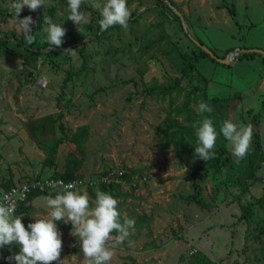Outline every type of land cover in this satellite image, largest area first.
Segmentation results:
<instances>
[{
  "label": "rangeland",
  "instance_id": "obj_1",
  "mask_svg": "<svg viewBox=\"0 0 264 264\" xmlns=\"http://www.w3.org/2000/svg\"><path fill=\"white\" fill-rule=\"evenodd\" d=\"M172 1L185 16L170 2L165 4L182 17L188 36L181 33L170 13L164 17L158 14L154 0H127L133 23L128 22L127 30L117 26L103 42L96 40V35L102 33L98 23L102 17L92 6L95 0H84L81 10L86 13L87 23L80 30L68 20L67 0H45L46 6L35 11L25 6L21 19L32 15L36 21L34 15L41 19L50 16L66 29L63 45L76 51L70 54L63 49L46 48L44 53L53 54L42 56L34 68L23 64V50L12 40L13 34L18 38L23 35L16 19L0 16V36L11 38L0 51V172L10 167L15 174L31 172L30 177L42 173L44 155L31 131L41 128V139H51L52 133L59 137L58 118L63 115L68 134L82 125L91 128L83 167L86 175L78 190L88 193L87 186L96 187V181L110 169L134 172L135 180L145 178L138 180L137 189L122 184L124 196L117 198L119 210L136 221V229L130 236L131 246L127 242H109L114 252L110 264H186L196 252L223 264H264V205L257 203L264 193V61L259 57L239 61L238 57L239 51L246 48L264 51V0ZM14 2L0 0V13L13 12ZM232 5L234 18L228 10ZM148 8L152 10L146 12ZM163 33H169L188 53L195 49L198 40L219 56L235 50L228 55L230 66H219L204 58L196 73L207 77L209 96L233 99L224 110L227 120L238 126L251 125L254 119L258 122L259 152L253 165L243 163L245 169L235 174L239 183L231 184L225 169L217 172L209 165L199 170L200 159L194 157L183 163L173 150L158 146V129L165 124L170 99L151 96L146 89L149 85L173 83L181 73L163 54L161 46L145 53L141 49ZM36 36L37 46L48 44L43 28ZM141 70H146V75L142 76ZM197 75L192 83L184 80L186 91L200 84ZM184 94L175 98L176 105L184 102ZM192 108L196 110L194 104ZM71 148L76 149L60 147L57 170H64ZM227 150L226 157L238 161L229 143ZM17 163L25 167L20 168ZM194 183L200 186L205 207L189 200L195 193ZM46 197L34 199L35 218L50 211ZM89 198L95 201L90 195ZM252 203L256 206L251 209L253 222L248 228L242 218L243 207ZM56 223L63 243L70 241L77 246L70 253L62 245L61 259H66L65 264H81L82 251L77 238L71 235V223ZM2 257L1 262L12 263L10 257Z\"/></svg>",
  "mask_w": 264,
  "mask_h": 264
},
{
  "label": "trees",
  "instance_id": "obj_2",
  "mask_svg": "<svg viewBox=\"0 0 264 264\" xmlns=\"http://www.w3.org/2000/svg\"><path fill=\"white\" fill-rule=\"evenodd\" d=\"M154 2L157 3L156 10L158 11V14L160 16H169L168 13H170L173 16V19L179 23L181 33L188 36V33H186L183 23H182V17L177 15L175 10L168 5L165 4V2H170L172 6H174L178 11H180L181 14L184 15L183 11L180 10L179 7L176 6V4L172 0H154ZM235 5H232L231 8H228L230 14L234 17L235 16ZM152 8H148L146 12H150ZM53 11H51L52 15ZM4 16L6 18L15 19L14 12H8L5 15L0 13V16ZM32 16V15H30ZM185 16V15H184ZM36 18V24L33 27V35L35 36V40L38 39L36 36L38 31H41L43 28V19H41L38 16H33ZM138 21V20H136ZM129 23H133V19H130ZM158 26L163 27V23H157ZM117 26L110 27L107 31H104L102 33H99L96 35V40L103 42L105 40V36L108 32L116 28ZM119 27V26H118ZM7 36V35H6ZM15 42L20 48H22L23 52L20 54L23 64L25 66L29 67H36L39 63L42 56L48 53V55H52L51 52L44 53V49L51 48L50 45L44 44L42 47L37 46V44L34 42L33 44L29 45L24 36L22 35L20 38H18L15 34L12 35ZM0 36V51L6 47L7 41L11 40H5L6 37ZM7 39V38H6ZM75 42V41H74ZM199 43L204 45V43L201 40H198ZM72 45V43H70ZM155 46H161L160 49L163 51V54L171 59L173 63L178 68V71L181 73V77L178 79H175L173 83H162L160 85H149V87L146 89L148 90L147 93L151 96H159L163 100H166L167 98L170 99L169 107L167 108V119L165 121V124L162 128L158 129V146L162 150H173L174 154L179 160H182L183 163H189L194 158V148L196 147V137H195V129L193 127V124L198 123L199 119H203L204 116H209L213 120L214 127L219 131L220 127L222 126L223 122L226 119L225 117V108H228L231 106V103L233 102V99H222V98H216L211 97L207 94L208 89V81L207 77H205L202 73H198L197 75V66L200 63V61L204 58H208L212 60L214 63L218 64L219 66H230L224 65L221 63H218L214 59H212L203 49H201L196 43H194L195 49L188 53L186 51L181 50L179 47V44L174 41L169 35V33H163L159 38L156 40L148 41L147 44H145V47L141 49L142 53L151 51ZM55 47V46H53ZM58 49H67V45H63ZM242 50H248L251 49L246 48ZM213 51V50H211ZM235 50H228L223 56H219L215 51L213 53L221 58L226 59L229 55V53H233ZM239 61H242L243 59H255L257 57L262 58L264 61V56L254 53V52H241L239 51ZM115 54V53H114ZM87 63V58L84 60V69ZM141 75H146V70H141ZM199 72V71H198ZM81 73V72H80ZM76 73V74H80ZM197 75V79L200 82L198 85L192 86L190 90H185L183 82L185 79L189 80L190 83L194 80V75ZM71 75H73L71 73ZM65 80L66 83L69 82L70 76ZM154 80V79H153ZM184 94V102L181 105H176L175 101L177 97L182 96ZM240 97V96H239ZM239 97H237L239 99ZM203 99L204 101L210 103V105L213 108V112L211 114H204V116L199 117L198 113L195 109L192 108V104H194L196 107L198 105V102ZM263 107H264V101H263ZM61 123L58 124V133L60 134L59 137H57L56 134L52 133L51 139H41L42 135L44 134L43 130L41 128L32 130L31 131V137L35 140L36 144L41 148L42 153L44 155V159L41 162V171L43 174H47L52 178H60L62 181H64L66 184L74 181H80L83 182L85 179V173H83V167H84V160L86 156V145L90 141L92 137L91 128L89 125H82L79 126L75 131L68 134V130L66 129L65 124L62 122L63 115H60L58 118ZM253 127V137L251 142V148L248 152V154L238 161H234L230 156L226 157V154H228L227 145L228 141L222 136L219 135L217 139V143L215 146V158L210 159L208 161H203L202 166H200L199 170H205L209 165L214 166L218 171L221 172L223 169L227 171L228 177L227 180L230 181L231 184L239 183V181L235 180V174H238L242 172V170L245 169L244 166H242L243 163H246L247 165H253L255 162L254 160L257 158L256 155L259 152V143H260V134L256 129V126L258 125V122L256 119L253 120V124H251ZM66 145L67 147L74 146L76 149L70 150L68 152V155L66 157L65 161V167L64 170H57L59 167L57 155L59 152V149L61 146ZM18 166H21L20 168L25 167V165H21V163H17ZM33 165V163H31ZM28 166L30 164L28 163ZM1 171V170H0ZM10 167L7 168L6 172H0L3 176H0V192L4 193L8 191L10 188L17 186L18 184L22 182H26L28 180L32 181L36 178H41V174H37L35 176L30 175L32 174L29 171H23L22 173H25V176H14L12 172H10ZM8 172V173H7ZM134 172L126 171L122 169V171H116L114 169H110L106 171L101 180L96 181V187L100 189L101 191L107 192L111 194L114 198H119L124 196L123 195V185L122 184H131L133 189L138 188V180L145 179L142 176L140 178H137V180L134 179ZM6 175V176H5ZM110 175H114L110 183H106L103 180V177ZM27 176V177H26ZM252 176V174L250 175ZM28 178L27 180H22L23 178ZM91 180V179H90ZM194 189L195 193L189 196V200L192 202L197 203L199 206H206L201 198L200 193V186L197 183H194ZM94 186H87V191L90 195V197L95 200L96 196V188ZM78 190V189H77ZM60 191L57 190L56 192L48 193V192H33L30 194L28 200L26 203H31L35 198L40 196H55L56 193ZM91 201V200H90ZM257 203L264 205V193L263 197H261ZM91 206V205H90ZM256 205L252 203L248 207H243V215L242 218L244 221H246L248 228L251 227V224L253 222V212L252 208H254ZM29 210V206L25 203H23L20 207H18L17 212L15 215H17L19 212H21L23 209ZM146 218V217H145ZM144 218V219H145ZM27 228V225L29 222L24 218L22 221ZM260 227V223H259ZM262 232L264 233V228L262 229ZM115 235V234H114ZM6 250L10 249V251L17 253L19 251V247L16 245H13L11 247H5ZM4 248L0 249L3 250ZM76 250H74L72 253H74ZM71 253V252H70ZM13 254V253H12ZM0 264H8L6 262H1ZM52 264H58V262H52ZM186 264H223L222 262H216L213 259H211L209 256H207L204 253L196 252L194 255H192ZM232 264H247L245 262L241 261H235Z\"/></svg>",
  "mask_w": 264,
  "mask_h": 264
},
{
  "label": "clouds",
  "instance_id": "obj_3",
  "mask_svg": "<svg viewBox=\"0 0 264 264\" xmlns=\"http://www.w3.org/2000/svg\"><path fill=\"white\" fill-rule=\"evenodd\" d=\"M83 4L84 0H67L68 20L77 25L79 30L87 23L86 13L81 10ZM42 5L46 6L45 0H15L11 4L19 30L29 45L35 42L32 26L36 21L31 16L21 19L20 14L25 6L35 11ZM92 6L102 17L98 22L101 32L113 26L127 30L132 17L127 0H95ZM43 26L51 49L53 46L60 48L64 43L66 29L61 24L53 22L47 15L43 17ZM64 52L75 54L76 51L65 49ZM196 111L204 116L211 114L213 108L210 103L201 99ZM193 127L196 137L194 157L200 160L208 161L215 158L214 149L219 135L228 141L230 150L237 160L243 159L251 148L253 127L250 124L238 126L231 120H225L217 131L213 120L209 116H204L201 121L193 124ZM49 184L53 189L59 188L60 191L54 197L51 195L46 197L50 211L42 218H34L35 222L29 223L27 228L22 222L24 215H15L18 200L25 199L27 186L24 187V194L12 190L0 198V249L13 245L19 247V251L11 257L14 264L52 262L65 264L66 259H61L63 234L58 229L56 223L58 221L71 223V235L77 238L82 251L81 264H110L114 255L109 246L110 241L114 240L117 244L127 242L129 246L132 245L130 236L135 232L136 221L121 213L119 201L111 194L97 188L95 201H90L88 193L77 190L75 183L50 181Z\"/></svg>",
  "mask_w": 264,
  "mask_h": 264
},
{
  "label": "built area",
  "instance_id": "obj_4",
  "mask_svg": "<svg viewBox=\"0 0 264 264\" xmlns=\"http://www.w3.org/2000/svg\"><path fill=\"white\" fill-rule=\"evenodd\" d=\"M238 55V54H237ZM103 180L104 182L106 183H110L111 182V175L109 176H106V177H103ZM50 181H62L60 178H52V177H41V178H36V179H33L32 181L28 180L26 182H22L20 184H18L17 186H14L12 188H10L8 191L4 192L3 194L5 193H8V192H11L12 190H16V192L18 194H24L23 190H24V187L27 186V192L25 194V199L23 200H18V207H20L23 203H26L30 194H32L33 192H48V193H52V192H56L57 190H59V188L57 189H53L52 187H50V184L49 182ZM64 184H66L64 181H63ZM70 183H75L76 184V189L82 185L83 183L80 182V181H74V182H70ZM3 194L1 195L0 198H2ZM73 245H76L75 243H72L69 241V243L67 242H64L63 243V248L65 250H69L70 252H73L77 246L73 247ZM1 258V257H0ZM7 258V257H6Z\"/></svg>",
  "mask_w": 264,
  "mask_h": 264
},
{
  "label": "crops",
  "instance_id": "obj_5",
  "mask_svg": "<svg viewBox=\"0 0 264 264\" xmlns=\"http://www.w3.org/2000/svg\"><path fill=\"white\" fill-rule=\"evenodd\" d=\"M23 172V171H22ZM21 171L19 172V174L18 173H14V172H12V174H14V176H16V177H18V176H20V175H22V176H25L26 174L25 173H22ZM18 174V175H17ZM41 174V173H40ZM43 174V173H42ZM35 175V174H34ZM50 175V174H49ZM49 175H47V174H43L42 175V177H47V176H49ZM3 193H1L0 192V197H1V195H2ZM35 200H33L31 203H25V204H27L28 206H29V210L27 211V210H25V208L21 211V212H19L18 214H17V216H19V215H21V214H23L24 215V218L29 222V223H34L35 221H34V218H35V207H33V202H34ZM37 208V207H36ZM42 214V213H41ZM43 215V214H42ZM31 216L32 217H34V218H31ZM13 253V254H12ZM14 255V252H12V251H10V250H6V249H3V250H0V257H2V256H4V257H2V258H8V257H10V259H11V257ZM11 262V261H10ZM9 264H14V261L12 260V263H9Z\"/></svg>",
  "mask_w": 264,
  "mask_h": 264
},
{
  "label": "water",
  "instance_id": "obj_6",
  "mask_svg": "<svg viewBox=\"0 0 264 264\" xmlns=\"http://www.w3.org/2000/svg\"><path fill=\"white\" fill-rule=\"evenodd\" d=\"M183 21V19H182ZM196 44L201 48L203 49L212 59H214L215 61H217L218 63H221V64H224V65H229L231 63V57L228 56L226 59H221L219 57H217L213 51H211L210 49H208L207 47H205V45H202L201 43H199L198 41H195ZM246 53L248 52H254V53H258L262 56H264V51H260V50H253L251 49L250 51L246 50L244 51Z\"/></svg>",
  "mask_w": 264,
  "mask_h": 264
}]
</instances>
